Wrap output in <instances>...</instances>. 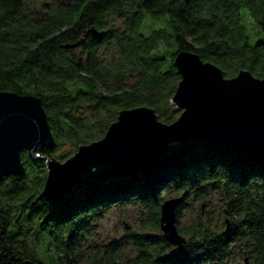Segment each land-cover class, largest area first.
<instances>
[{"label": "trees", "instance_id": "trees-1", "mask_svg": "<svg viewBox=\"0 0 264 264\" xmlns=\"http://www.w3.org/2000/svg\"><path fill=\"white\" fill-rule=\"evenodd\" d=\"M91 28L103 34L84 38ZM103 47L112 51L108 58L100 56ZM182 50L226 77L245 69L264 78V0H70L42 13L32 0H0V91L39 97L54 136L52 146L37 147L38 156L20 152L23 173L0 179V264H48L42 245L49 264H79L91 225L133 201L146 218L122 237L137 249L125 264H238L237 255L264 264L262 148L224 139L172 143L154 163H97L67 194L36 199L45 157L63 161L71 155L58 154L64 143L78 148L101 138L121 109L149 106L164 122L177 118L173 61ZM82 104L90 116L76 111ZM213 193L220 207L208 212ZM163 196H182L177 223L188 202L201 204L195 219L177 224L186 236L180 247L149 231L160 228ZM119 244L87 264H124Z\"/></svg>", "mask_w": 264, "mask_h": 264}, {"label": "water", "instance_id": "water-1", "mask_svg": "<svg viewBox=\"0 0 264 264\" xmlns=\"http://www.w3.org/2000/svg\"><path fill=\"white\" fill-rule=\"evenodd\" d=\"M89 34H103L94 28ZM84 38L66 47L81 45ZM180 80L171 99L181 112L172 122L159 119L155 109L138 106L121 109L104 135L78 146L65 160L45 157L44 186L37 200L67 194L83 172L94 164L112 167L141 166L161 158L172 143L203 139L229 140L244 147L264 149V78L242 69L232 77L198 54L182 50L174 58ZM54 136L41 99L30 94L0 91V179L24 172L20 152L38 156V146H52ZM182 196L160 205L162 237L182 246L186 236L177 225Z\"/></svg>", "mask_w": 264, "mask_h": 264}, {"label": "rangeland", "instance_id": "rangeland-1", "mask_svg": "<svg viewBox=\"0 0 264 264\" xmlns=\"http://www.w3.org/2000/svg\"><path fill=\"white\" fill-rule=\"evenodd\" d=\"M68 2H70V0H32L33 6L35 4L36 9H38L40 13H42L44 9L50 11L54 9L65 8L68 5ZM114 23L119 25L121 24V21L115 19ZM111 54L112 51L108 50V48L106 49V47H103L100 50L101 57L108 58ZM76 111L83 116L84 114L85 116H90V114L86 111V107L84 104L78 107ZM76 150L77 148L64 143L59 149L58 154L72 155ZM219 201V194L213 193L209 198V205L207 207L206 205H204V203H202V205H204L206 211L216 212L220 207ZM200 205L201 204L199 202H188L185 206H183L181 217H179V221L177 224H179V226H182L183 224L191 222L192 219H195L200 210ZM145 218V213H142L137 201H133L131 203H122L111 207L109 211H107L100 219H98L91 225L88 232L89 235H87L80 246L81 256L78 259L79 264L90 263L92 260L91 255L98 253V251L101 250L104 246L112 242L117 244L120 243L118 245L117 251L121 255V257L124 258L123 263H127L125 262L126 258H132L136 256L137 249L130 241H122V237L125 236L127 232H134L138 230ZM149 231L151 234H162L160 228H151L149 229ZM39 255L42 260L49 264L46 246L42 245L39 248ZM236 262L238 264H244V261L241 260L238 255ZM247 263L248 261H246V264Z\"/></svg>", "mask_w": 264, "mask_h": 264}, {"label": "flooded vegetation", "instance_id": "flooded-vegetation-1", "mask_svg": "<svg viewBox=\"0 0 264 264\" xmlns=\"http://www.w3.org/2000/svg\"><path fill=\"white\" fill-rule=\"evenodd\" d=\"M85 35V34H84Z\"/></svg>", "mask_w": 264, "mask_h": 264}]
</instances>
